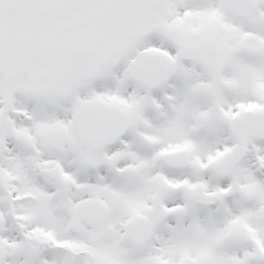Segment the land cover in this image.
Listing matches in <instances>:
<instances>
[{"label": "snow or ice", "instance_id": "1", "mask_svg": "<svg viewBox=\"0 0 264 264\" xmlns=\"http://www.w3.org/2000/svg\"><path fill=\"white\" fill-rule=\"evenodd\" d=\"M0 264H264V0H0Z\"/></svg>", "mask_w": 264, "mask_h": 264}]
</instances>
